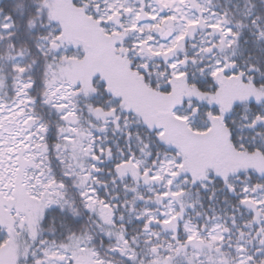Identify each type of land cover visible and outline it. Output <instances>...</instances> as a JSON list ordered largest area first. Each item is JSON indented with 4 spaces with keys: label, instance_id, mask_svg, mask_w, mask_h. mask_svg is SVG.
Listing matches in <instances>:
<instances>
[{
    "label": "snow or ice",
    "instance_id": "snow-or-ice-1",
    "mask_svg": "<svg viewBox=\"0 0 264 264\" xmlns=\"http://www.w3.org/2000/svg\"><path fill=\"white\" fill-rule=\"evenodd\" d=\"M0 264H264V0H0Z\"/></svg>",
    "mask_w": 264,
    "mask_h": 264
}]
</instances>
